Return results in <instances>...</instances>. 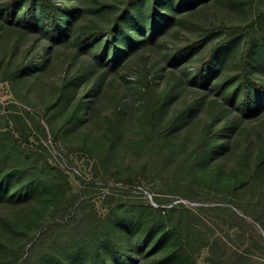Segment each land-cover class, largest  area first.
I'll return each instance as SVG.
<instances>
[{
  "label": "trees",
  "instance_id": "obj_1",
  "mask_svg": "<svg viewBox=\"0 0 264 264\" xmlns=\"http://www.w3.org/2000/svg\"><path fill=\"white\" fill-rule=\"evenodd\" d=\"M207 2L208 0H118L113 4L116 10L106 23L82 22L74 27L82 9L78 0L0 2V31L6 34L15 27L21 33L30 35L25 52L35 49L30 56L23 54L18 62L4 70L1 76L3 79L15 81L32 74L35 69L47 67L52 58L56 57L55 52H61L59 45L66 43L70 44L69 54L72 56L88 53L98 61L94 63L88 58L87 68H80L66 78V113L62 115V122L51 130L48 117L41 123L30 110L23 109V114L16 110L15 103L6 105L8 109L12 107L8 110L11 124L6 120V127L0 128V200L8 199L11 205V202L16 203L18 199L24 198L28 201V206L24 207L25 215L17 214L7 221L9 232H20L25 240L14 248L2 243L0 238V264H137L140 260L142 264H243L248 253L263 249L260 234L258 238L250 234L249 244L244 251H238L231 249L224 237L206 236L202 231L205 226L211 229L203 219V215L207 216L209 213H219L226 219L225 223L229 228L242 229V225L254 228L229 205H206V202L211 199L210 190L213 188L223 191L228 202L233 203L239 189L248 182L245 177H241L225 184L222 180V164L217 160L232 149L236 130L240 133L243 131L239 124L264 112V74H258L254 68L257 32L259 41L264 46V10L260 6V0H249L253 17L246 25L232 27L223 38L209 47L196 65H183L182 75L187 81L180 76V84L185 88L189 83L201 89L195 88L194 97L174 110L170 116H166L164 111L165 104L171 98L170 89L166 87L159 91L155 75L146 66L138 79L146 139L157 144L161 150L166 148L165 159H171L170 153L176 150L181 154L179 148L185 152L184 159L176 164L175 171L182 174L183 180L187 176L189 180L184 186H174L168 190L173 195H179L178 197L155 196V206L141 196L129 194L124 186H112L108 190L101 188L100 191L96 188L101 185L100 181L103 184L108 181L120 182L126 184L127 188L136 184L135 176L122 178L115 177L113 173L109 176L105 171L100 172L99 168L104 161L114 157L117 145L123 143L122 115L125 111L117 102H113L110 113L105 115L107 124L101 140L105 141L106 147L98 155V159L93 161L90 178L75 172V176L87 184L80 192L72 190L60 162L56 160L52 164V154L42 139H47L48 134H51L56 141L62 135L74 131L76 123H83V133L91 134L95 122L90 117L96 106L90 95L99 91L108 67L100 69L92 84L85 82L78 96L72 100L78 84L95 70V66L103 68L107 62L115 65L130 51L145 45L147 37L153 38L157 31L173 20L176 12L191 10L198 4ZM107 4L100 1L98 9L110 5ZM200 28L205 34L184 43L166 46L169 63L186 64L187 53L200 45L206 34L215 30L214 25ZM241 35L245 39L234 64L235 71L219 78L217 72L223 67V56ZM18 40L17 36L15 41ZM210 89L220 92L222 101L215 95L211 96ZM58 102L59 97L50 100L45 109L48 110ZM204 103L210 106L211 118L205 119L200 133L190 140L189 147L186 145L187 140H184L178 149H173L171 138ZM211 108H216L217 114L213 115ZM225 115L231 116H227L224 123L219 125L220 118ZM33 129L37 132L33 133ZM31 136L36 142L30 140ZM257 136L253 172L259 176L264 173V129ZM51 143L53 144L52 141ZM79 149L89 150V156H92L90 148ZM245 151L249 153L248 149ZM60 153L62 158V151ZM96 195L101 199L103 210H99L95 204ZM172 200L176 202L172 203ZM182 200L197 201L200 204L193 208ZM167 201L170 202L166 206L163 203ZM48 207L51 208L45 219L41 214ZM250 207L253 219L264 225V217L260 220L259 215L262 210L264 216L263 195ZM27 221L30 224H27L25 231H19L20 226ZM32 224L37 230L36 235L29 233ZM202 224L205 226H201ZM61 230H64V237L60 242H54L56 233ZM235 233L239 238L238 232ZM204 248L208 253L201 263L197 254Z\"/></svg>",
  "mask_w": 264,
  "mask_h": 264
},
{
  "label": "rangeland",
  "instance_id": "obj_2",
  "mask_svg": "<svg viewBox=\"0 0 264 264\" xmlns=\"http://www.w3.org/2000/svg\"><path fill=\"white\" fill-rule=\"evenodd\" d=\"M100 1L107 2L110 5L107 4L108 6L98 9L100 8ZM115 1L118 0H78L82 9L73 27L82 22L106 23L111 14L116 10L113 6ZM260 6L264 10V0H260ZM252 17L253 8L249 4V0H208L206 4L200 3L191 10L183 9L176 12L173 20L170 23H166L161 30L157 31L153 38L147 37L145 45H140V47H136L135 50L130 51L125 58L115 63V65H110L107 62L103 68L95 66V70L82 83L78 84L72 97V100H74L80 90L83 89L85 82L88 85L92 84L100 69L108 67V72L99 85V91L95 95H90L94 98L93 102L96 106L93 115L90 117L91 121L95 122V126L90 132L91 134L83 133L85 130L83 123L78 125L76 123L74 131L62 135L56 141L52 138L51 134H48L47 139L42 138L43 143L50 149L52 154L50 158L52 164L57 161L60 162V167L67 174L72 190L80 192L87 186V184H84L75 176L73 169H78L82 176L84 174L87 179L90 178L93 161L98 159V155L106 147L105 141L101 140L103 138L102 132L105 130L107 124L105 115L110 113L113 102H117L125 111L122 115L123 143L117 145L114 157L104 161L99 168L100 172L103 173L105 171V173L110 174L109 176H112L111 173L115 177L122 178L135 176L136 184L127 188L126 184L124 185L120 182L108 181L106 184H103L100 181L101 185L96 186V188L100 191L101 188L108 190L112 186H124V188L129 190V194L141 196L143 200L155 206L157 205L154 199L155 196L178 197L179 195H173L168 190L174 186H184L189 180L188 176L183 180L182 174H177L175 171L176 164L183 160L185 156V152L179 147L184 140H187L186 145L189 147L192 139L200 133L205 119L209 120L211 118L210 106L204 103L194 112V115L188 118L186 124L180 128V131L171 138V147L173 149L179 148L181 154L177 153L176 150L170 153L172 155L171 159H165L166 148L165 150H161L157 144H153L146 139V123L141 108V98L138 89L140 82L138 79L141 78L144 66H146L150 69L151 74L155 75L159 91L164 90L166 87L170 89L171 98L165 104L164 110L165 115L170 116L174 110L180 108L185 102H189L194 97L195 88L201 89L199 86L195 87L193 84L191 86L189 83L186 84L185 88L180 84V76H182L183 80L187 81L186 77L182 75L184 74L182 72L183 65H196L199 58L205 54L216 40L223 38L232 27L246 25ZM204 25H214L215 30L206 34L205 40L187 53L186 64L180 63L179 65H175L169 63L166 57V46L171 43H184L188 39L199 37L204 33L200 28ZM17 36L20 41H15ZM29 36L21 33L15 27H12L10 32L6 34L0 31V83H4L6 88L1 92V95L6 100L7 98L14 100L15 102L12 103L17 105L16 110L18 112L24 114L23 109L30 110V113L34 114V117L41 123L44 122L43 119H47L48 117V126L51 130V128L62 122V115L66 113L64 105L65 93L68 88L64 85L66 78L72 73L79 71L80 68H87L88 58H91V61L94 63L98 61L95 58L93 59L88 53L72 56L69 54L70 44L66 43L59 45L61 52H55L56 57L52 58L51 64L47 67L35 69L32 74L15 79V81L3 79L1 76L4 70L18 62L23 54L30 56L34 53L35 49L30 50L28 53L25 52L29 46V43H26ZM243 39L245 37L241 35L239 39L230 45L229 51L223 56L221 62L223 67L217 72L219 78L235 71L234 64L242 49ZM255 40L254 68L258 74H264V46L259 41L258 32L255 34ZM160 73L161 75L159 76ZM70 92H72V89ZM209 92L211 96L215 95L218 100L222 101L220 92L216 93L213 89H210ZM91 93L94 94L93 92ZM56 97H59V102L46 110L45 105L50 100L56 99ZM8 104L10 102L7 104L0 103V128L2 129L6 127V120H9L11 124L8 110L12 107L10 106L8 109L6 106ZM211 111L213 115L217 114L216 108H211ZM227 116L231 115L221 117L219 125L224 123ZM239 128L240 130L243 128V131L240 133V131L237 132L236 130L235 133L237 134L233 139L232 149L224 153L217 162L222 164V180L225 184H230L241 177H245L248 182L244 187L239 189L233 203H230L231 201L228 202V197L224 196L223 191H216L211 188V199L206 202V205H229L254 228H250L248 225H242V229L229 228L225 223L226 219L220 216L219 213H209L207 216L203 215L204 223L211 229L206 227L205 224L201 226H205L202 227V231L206 236L220 235L228 240L231 249L238 251H244L249 244L251 241L250 234H253L256 238L260 234L263 249H255L251 253H248L243 264H264V225L257 223L253 219L252 207H250L262 195L264 197V173L256 176L253 172V154L257 148V134L264 129V112L259 113L250 120L242 121L239 124ZM49 129H47L48 132H50ZM32 132L36 133L37 131L33 129ZM94 133L95 135H92ZM94 136H97V138ZM30 140L36 142L33 136L30 137ZM80 147L90 148L92 156H89V150H80ZM247 149L249 150L248 154L245 151ZM60 151H62V158L59 156ZM13 156L15 158V155ZM40 174L44 175L43 173ZM95 198L97 208L103 210L100 205L101 199L97 195ZM182 201L193 208L200 204L197 201ZM15 202H11L13 206L11 207L8 199L0 200V238L2 243L17 248L18 245L24 242L25 236L20 232L11 234L7 227V221L17 214L25 215L26 209L24 210V207L27 208L28 201L20 198ZM169 202L167 201L163 204L167 206ZM171 202L174 203L176 200H172ZM50 208L43 209L41 215L45 219H47ZM259 215L260 220H262V217H264L262 216V210ZM27 224H30V222L27 221L24 225L22 224L19 231H25ZM235 232H238L239 238H237ZM29 233L37 234V230L33 224L29 229ZM63 237L64 230H61L56 233L54 242L55 240L57 243L60 242ZM54 242H51V244H54ZM229 251L227 253H230ZM207 253L205 248L202 249L197 254L198 261L203 263ZM28 262H30V258ZM137 264H142L141 260Z\"/></svg>",
  "mask_w": 264,
  "mask_h": 264
},
{
  "label": "built area",
  "instance_id": "obj_3",
  "mask_svg": "<svg viewBox=\"0 0 264 264\" xmlns=\"http://www.w3.org/2000/svg\"><path fill=\"white\" fill-rule=\"evenodd\" d=\"M5 84L4 83H0V103L1 104H7V103H12V102H15L14 100L10 99V98H7V100L5 98H3V96L1 95V92H3L5 90ZM50 141V140H49ZM51 142V141H50ZM74 172L78 173L79 175H81V172L78 170V169H73Z\"/></svg>",
  "mask_w": 264,
  "mask_h": 264
}]
</instances>
